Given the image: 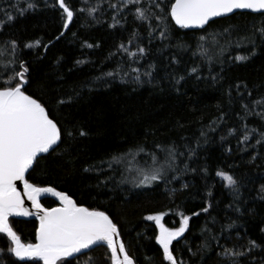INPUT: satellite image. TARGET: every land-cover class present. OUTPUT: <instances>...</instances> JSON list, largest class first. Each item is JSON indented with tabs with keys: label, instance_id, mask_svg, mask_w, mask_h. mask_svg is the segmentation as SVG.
Segmentation results:
<instances>
[{
	"label": "trees",
	"instance_id": "trees-1",
	"mask_svg": "<svg viewBox=\"0 0 264 264\" xmlns=\"http://www.w3.org/2000/svg\"><path fill=\"white\" fill-rule=\"evenodd\" d=\"M173 2L0 0V93L19 89L58 132L25 183L105 214L134 264H264V13L187 30ZM159 215L178 230L168 253ZM5 221L34 246L35 219ZM12 241L0 231V264H43ZM55 264L112 261L98 244Z\"/></svg>",
	"mask_w": 264,
	"mask_h": 264
},
{
	"label": "water",
	"instance_id": "water-1",
	"mask_svg": "<svg viewBox=\"0 0 264 264\" xmlns=\"http://www.w3.org/2000/svg\"><path fill=\"white\" fill-rule=\"evenodd\" d=\"M235 12L264 13V0H174L170 17L179 28L200 30L212 20ZM57 141L54 123L36 101L22 93L15 99L10 95L0 98V209L15 218L37 221L34 246L15 240L13 255L21 261L55 264L61 258L104 244L112 264H134L116 226L105 214L77 206L72 198L53 188L25 183L34 159ZM45 196L53 197L57 205L42 207L40 199ZM2 223L0 231L9 232L6 221ZM176 238L173 234L160 235L163 253L169 252V243Z\"/></svg>",
	"mask_w": 264,
	"mask_h": 264
},
{
	"label": "rangeland",
	"instance_id": "rangeland-1",
	"mask_svg": "<svg viewBox=\"0 0 264 264\" xmlns=\"http://www.w3.org/2000/svg\"><path fill=\"white\" fill-rule=\"evenodd\" d=\"M19 89L15 90V92L13 93V91L10 93V92H7L8 94L10 93V99H15L17 96H19L21 93L20 91H18ZM7 93L3 92V93H0V98H5ZM13 93V94H12ZM132 169L131 171L133 172H136V175H142V170L140 169H137L138 166H135L134 164L131 165ZM148 171V170H147ZM147 171L143 174L145 175L147 173ZM10 213V212H9ZM8 214V212H4L3 210L0 209V223L3 224L2 222H4L5 218H6V215ZM149 217V216H148ZM147 217V219H148ZM161 215L159 216H154V217H149L150 219H152L153 221H155L158 225H159V228H160V231H162V233L164 234H173V235H176L178 233V230H175V231H167V230H164L163 228H161L160 226V219H161ZM8 236L10 237L11 241L14 240L15 241V238L13 236V234L9 231L7 232ZM163 235V234H162ZM13 242V241H12Z\"/></svg>",
	"mask_w": 264,
	"mask_h": 264
}]
</instances>
